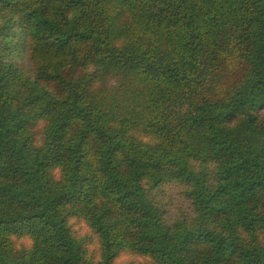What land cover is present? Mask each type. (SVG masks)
Masks as SVG:
<instances>
[{
  "label": "trees",
  "instance_id": "obj_1",
  "mask_svg": "<svg viewBox=\"0 0 264 264\" xmlns=\"http://www.w3.org/2000/svg\"><path fill=\"white\" fill-rule=\"evenodd\" d=\"M119 262L264 264V0H0V264Z\"/></svg>",
  "mask_w": 264,
  "mask_h": 264
},
{
  "label": "rangeland",
  "instance_id": "obj_2",
  "mask_svg": "<svg viewBox=\"0 0 264 264\" xmlns=\"http://www.w3.org/2000/svg\"><path fill=\"white\" fill-rule=\"evenodd\" d=\"M74 227L79 233L85 234V235H88L89 237H91L93 239V241H94V246L96 248V246H97L96 239L92 236L90 231L85 227V225L81 221L75 220L74 221ZM118 264H120V262Z\"/></svg>",
  "mask_w": 264,
  "mask_h": 264
}]
</instances>
